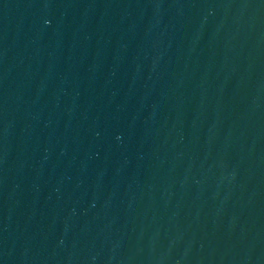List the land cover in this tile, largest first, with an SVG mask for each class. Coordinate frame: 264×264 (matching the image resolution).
<instances>
[{"label":"water","instance_id":"1","mask_svg":"<svg viewBox=\"0 0 264 264\" xmlns=\"http://www.w3.org/2000/svg\"><path fill=\"white\" fill-rule=\"evenodd\" d=\"M0 264H264V0H0Z\"/></svg>","mask_w":264,"mask_h":264}]
</instances>
